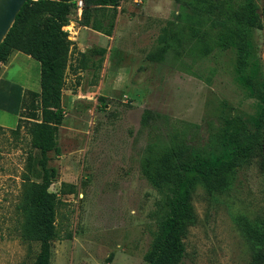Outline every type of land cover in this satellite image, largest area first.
Returning <instances> with one entry per match:
<instances>
[{"label":"rangeland","instance_id":"rangeland-1","mask_svg":"<svg viewBox=\"0 0 264 264\" xmlns=\"http://www.w3.org/2000/svg\"><path fill=\"white\" fill-rule=\"evenodd\" d=\"M256 2L264 20V0ZM117 10L114 44L89 31L90 47L106 49L101 66L77 75L66 71L60 153L48 152L47 161L48 168L57 169L49 190L58 197L49 264H147L143 255L168 211L169 189L158 191L142 175L146 145L174 136L212 151L214 130L226 118L239 115L253 122L263 106L264 29L249 30L252 51L242 71L234 47H217L203 57L169 49L155 62L146 56L162 27L168 21L195 22L189 0H120ZM70 20H80L76 8ZM14 69L19 72L20 64ZM144 109L153 114L146 125L141 124ZM27 113L28 108L21 116ZM5 116L0 264H26L37 251L36 242L23 235L26 185L40 180L37 151L24 122L17 127L22 117L13 125L15 117ZM191 205L182 264H247L250 248L236 217L264 216V147L229 190L209 195L197 183Z\"/></svg>","mask_w":264,"mask_h":264},{"label":"trees","instance_id":"trees-1","mask_svg":"<svg viewBox=\"0 0 264 264\" xmlns=\"http://www.w3.org/2000/svg\"><path fill=\"white\" fill-rule=\"evenodd\" d=\"M119 3L120 0H83L79 23L110 36ZM75 8L73 0H26L0 44L1 63L21 51L40 64V90L28 92L24 106L28 113L17 124L20 127L23 121L30 134L40 177L26 185L23 235L37 244L33 259L26 264H49L51 260L58 197L49 187L57 169L48 168L47 161L48 152L60 153L58 127L65 113L62 97L66 71L76 74L78 69L99 68L106 53L105 48L91 47L79 52L74 66L67 32L62 27L69 23ZM215 10L217 15L213 16ZM189 11L195 22L168 21L156 38L155 49L146 58L161 62L169 49L176 54L203 57L217 47H234L238 68L244 70L252 51L249 30L264 29L256 0H189ZM152 115L151 110L144 109L141 124L146 125ZM214 138L216 146L212 151L174 136L146 145L140 160L142 175L158 191L169 189L168 211L158 222L143 255L147 264L183 263L184 234L193 213L194 186L200 183L209 195L229 190L238 172L263 149L264 98L253 122L239 115L226 118L215 128ZM236 223L249 244L247 264H264V216L251 219L240 214Z\"/></svg>","mask_w":264,"mask_h":264},{"label":"crops","instance_id":"crops-1","mask_svg":"<svg viewBox=\"0 0 264 264\" xmlns=\"http://www.w3.org/2000/svg\"><path fill=\"white\" fill-rule=\"evenodd\" d=\"M81 11H77L78 19H80ZM62 28L67 32L70 42L69 57L74 66L76 65L79 52H84L87 50L86 48H91L90 43L93 41L90 38L92 36L91 32L98 33V35L102 36V41H109L111 45L115 43L118 32L114 28L112 35L108 36L81 25L79 20H70ZM100 48H104L103 45ZM15 64H20L21 70L19 72L14 69ZM0 68V125L9 127V125L4 123L6 122L5 113L12 114L15 117L14 125L17 123V119L21 117L22 111H24L28 92H39L40 90V64L30 55L15 51L5 63L0 62ZM78 70L76 74L72 75L80 74L82 69Z\"/></svg>","mask_w":264,"mask_h":264},{"label":"water","instance_id":"water-1","mask_svg":"<svg viewBox=\"0 0 264 264\" xmlns=\"http://www.w3.org/2000/svg\"><path fill=\"white\" fill-rule=\"evenodd\" d=\"M26 0H0V44Z\"/></svg>","mask_w":264,"mask_h":264},{"label":"built area","instance_id":"built-area-1","mask_svg":"<svg viewBox=\"0 0 264 264\" xmlns=\"http://www.w3.org/2000/svg\"><path fill=\"white\" fill-rule=\"evenodd\" d=\"M77 11H81L83 8V0H74Z\"/></svg>","mask_w":264,"mask_h":264}]
</instances>
